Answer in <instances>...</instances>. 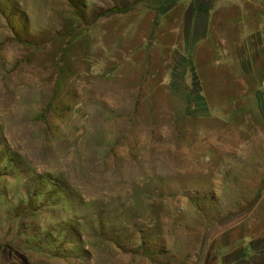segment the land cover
<instances>
[{
  "label": "rangeland",
  "instance_id": "obj_1",
  "mask_svg": "<svg viewBox=\"0 0 264 264\" xmlns=\"http://www.w3.org/2000/svg\"><path fill=\"white\" fill-rule=\"evenodd\" d=\"M191 1L0 0V264H258L230 238L256 192L231 80L189 70L213 56Z\"/></svg>",
  "mask_w": 264,
  "mask_h": 264
},
{
  "label": "crops",
  "instance_id": "obj_2",
  "mask_svg": "<svg viewBox=\"0 0 264 264\" xmlns=\"http://www.w3.org/2000/svg\"><path fill=\"white\" fill-rule=\"evenodd\" d=\"M220 1L212 10L203 0L190 2L185 30L196 42L191 54L196 53L198 43L211 40L213 56L204 62L192 58L189 70L211 71L213 75L206 77L231 80L222 94L229 103H237L236 126L243 135L235 137L234 157L238 175L244 179L240 181L250 185L256 196L241 201L243 212L237 216L236 229L229 227L230 238L239 240L238 262L248 263L253 255L258 264H264V0ZM197 3H206L208 8L203 12ZM201 63L206 65L204 69Z\"/></svg>",
  "mask_w": 264,
  "mask_h": 264
},
{
  "label": "trees",
  "instance_id": "obj_3",
  "mask_svg": "<svg viewBox=\"0 0 264 264\" xmlns=\"http://www.w3.org/2000/svg\"><path fill=\"white\" fill-rule=\"evenodd\" d=\"M122 10L118 7H112L107 10L106 13L112 14V13H120Z\"/></svg>",
  "mask_w": 264,
  "mask_h": 264
}]
</instances>
